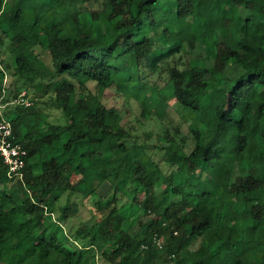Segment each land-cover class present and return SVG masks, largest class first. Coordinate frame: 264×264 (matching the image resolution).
Wrapping results in <instances>:
<instances>
[{"label":"trees","instance_id":"obj_1","mask_svg":"<svg viewBox=\"0 0 264 264\" xmlns=\"http://www.w3.org/2000/svg\"><path fill=\"white\" fill-rule=\"evenodd\" d=\"M49 4L61 6L58 17L42 14ZM38 7L0 0V41L9 40L11 54L0 66V103L20 94L2 89L8 76L34 94L31 106L4 113L28 155L23 179L8 178L0 157V264H248L246 253L249 264H264V0ZM207 23L217 32L201 37ZM160 37L171 45L154 44ZM98 89H115L129 108L136 101V127L116 117ZM144 95L175 100L178 118L161 116L164 129L146 141L135 135L151 119ZM48 105L63 115L58 131L42 111ZM204 110L207 123L191 129ZM112 174L122 179L103 198L90 183ZM208 179L214 184L202 188ZM89 200L102 218L67 230ZM210 233L204 251L194 249Z\"/></svg>","mask_w":264,"mask_h":264},{"label":"rangeland","instance_id":"obj_2","mask_svg":"<svg viewBox=\"0 0 264 264\" xmlns=\"http://www.w3.org/2000/svg\"><path fill=\"white\" fill-rule=\"evenodd\" d=\"M49 0H7V4L11 7L13 4H17V5H23V6H27L29 7L31 10L34 7L36 10L39 9V5H43V4H47ZM61 6H53L52 4L49 5H45L41 12L42 14L45 13H49L52 15V17H58L61 12L60 9ZM16 9L15 7H12L11 9H9L7 11V14L5 16V19H9L11 17H13L16 13ZM31 10H28V12H30ZM40 10V9H39ZM32 12V11H31ZM242 13L247 16V17H251L253 18L254 14L253 12L250 11H242ZM164 20L161 21V23ZM3 28H7V22H4L2 24ZM217 30L213 27V24L211 23H207L205 25V29L201 35V37H211L214 33H216ZM2 37V34L0 32V39ZM190 37H179L177 35H173L172 38L170 40L175 41L177 39H182V40H186ZM154 44L158 45V44H166L167 46L171 45L170 41L164 39V37H160L157 41L153 42ZM11 57L10 54V47H9V40L5 39L4 40V44L1 43L0 41V66H3V62L5 61L6 63L9 62ZM179 56L177 57V61ZM169 61H172V58H169ZM186 62V58L183 56V60H182V64L180 65V68H184V63ZM248 68H252V65H248ZM164 69V68H163ZM230 74V71H227V75ZM134 77L136 79L139 78L138 76V72L135 71L134 73ZM168 79V74L167 72L164 70L162 72V78H159V80H157L158 85L161 87L164 85V83L167 81ZM151 83H155L154 80H150ZM9 88V90L11 92H15V91H20L19 97L15 100H10L11 102L9 104H1V110L3 112V115L5 113V111L8 110H14L15 106L17 104L20 103V95L24 92H27V95L30 96L29 99H34V94L32 90L27 89L23 84L20 83H15V80L11 79L9 76L5 77L4 79V85L2 86V89H6ZM91 87L95 90V87L91 85ZM159 89V87L157 86V90ZM98 98L102 97L107 108L109 109H113L114 113L116 115V117H118L120 114H122L124 116V122L128 123L127 125L132 127L135 126L136 127V121H135V114H139V108L137 106V102L133 101L132 104H130V108L128 107V105L124 104V99L122 97H118L119 95H117L115 89H107L105 91H102V89H98L96 91ZM143 100L142 102L146 103V106L144 109H147L150 113L151 119H148L145 123V128H141L140 126L138 127V132L135 134L136 136L140 137L141 140H148L147 135H145L146 133H149L151 131L154 132H158L160 130L164 129L163 123L161 121H159V118L163 115H165V121L166 122H172V120L174 119L175 121H178L177 118V114L175 113V107H177L176 101H170L168 102L164 97L162 96H158L157 99L155 100H150V98H148L147 96H143L142 97ZM48 98L45 99V101H47ZM3 106V107H2ZM42 111L44 113H47L49 115V120L50 122L53 124L54 126V130H57L58 126H61L64 124V118L63 115L61 114L60 111H57L55 109H51L48 105V107H44L42 109ZM167 111V112H166ZM209 119V111L208 110H204L200 113L199 116H197L196 120L190 124V128L191 129H200L201 126L203 124H206L207 121ZM176 124V123H175ZM189 128H187V126H183V131L186 133L188 131ZM144 132V133H143ZM253 145L251 146V148H253ZM194 148V144L192 142L189 143L188 147L186 148V151L188 153H191L192 149ZM135 151H138V149L136 148ZM164 172L168 173L170 170L167 169V166L164 165ZM212 178V177H211ZM122 179V175L119 174H112V176L110 177V179H108L107 181H105L103 184H99L98 181L96 180H92L90 185L96 187L97 193H99V195L103 198H107L110 197L113 192H114V187H116V185H118L119 181ZM213 179V178H212ZM212 179H208L206 182H203L200 184V186L204 189L210 187L211 185H213V180ZM79 180V176L76 175L73 177V183H76ZM167 182H165L163 184V190L165 189V187L167 186ZM126 200V199H125ZM103 209H105L107 207V202L102 206ZM93 202L91 200L89 201H84L80 207H79V214L73 218L70 219L68 221V225L66 227L67 230H69V228H73V229H79L82 228L83 225L86 222H89L91 220H93V217H95L94 219L99 221L102 218V213L101 212H97L95 210V212L93 213ZM247 216H244V218H246ZM148 220V218H144V221ZM141 231V228L139 227V225L137 224L134 227V231ZM141 235V234H140ZM212 234H207L206 236H204L203 238L199 239L198 241L195 242L194 244V249L197 250H203V243L211 238ZM168 238L162 239L159 241L158 243V247L163 248V245L167 244ZM261 241L264 243V237H261ZM252 246H256V243H253ZM115 248V246H111L110 250H113ZM244 260H246V262H248L249 264V258L247 256V253L245 255H243Z\"/></svg>","mask_w":264,"mask_h":264},{"label":"built area","instance_id":"obj_3","mask_svg":"<svg viewBox=\"0 0 264 264\" xmlns=\"http://www.w3.org/2000/svg\"><path fill=\"white\" fill-rule=\"evenodd\" d=\"M20 98V103L25 106L32 105L27 98V92L22 93ZM27 155V150L15 140L12 124L5 119L0 105V157L7 167L8 178L23 179Z\"/></svg>","mask_w":264,"mask_h":264}]
</instances>
